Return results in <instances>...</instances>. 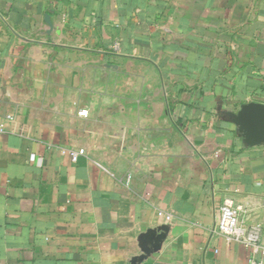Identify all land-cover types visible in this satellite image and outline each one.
I'll return each instance as SVG.
<instances>
[{"label":"crops","instance_id":"1","mask_svg":"<svg viewBox=\"0 0 264 264\" xmlns=\"http://www.w3.org/2000/svg\"><path fill=\"white\" fill-rule=\"evenodd\" d=\"M248 101L264 0H0V264H264L215 228L264 231Z\"/></svg>","mask_w":264,"mask_h":264},{"label":"built area","instance_id":"2","mask_svg":"<svg viewBox=\"0 0 264 264\" xmlns=\"http://www.w3.org/2000/svg\"><path fill=\"white\" fill-rule=\"evenodd\" d=\"M5 119L12 121L13 115H5ZM5 124L0 121V133L4 132ZM73 161L78 158V152L71 151ZM129 178V176H128ZM242 206L233 203L230 199H225L218 207L216 220V233L226 241H237L250 246L252 249L264 254V246L261 240L264 234L260 224L246 225L240 217ZM249 264H262L260 260L252 259Z\"/></svg>","mask_w":264,"mask_h":264},{"label":"water","instance_id":"3","mask_svg":"<svg viewBox=\"0 0 264 264\" xmlns=\"http://www.w3.org/2000/svg\"><path fill=\"white\" fill-rule=\"evenodd\" d=\"M46 22L49 25L47 31L49 32L52 24L48 17H46ZM223 114L234 125L245 146L264 145V103L248 101L242 103L236 111H223ZM148 252L145 251V253Z\"/></svg>","mask_w":264,"mask_h":264}]
</instances>
